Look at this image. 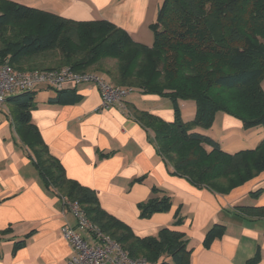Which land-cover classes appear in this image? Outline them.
I'll return each instance as SVG.
<instances>
[{
  "label": "trees",
  "instance_id": "16d2710c",
  "mask_svg": "<svg viewBox=\"0 0 264 264\" xmlns=\"http://www.w3.org/2000/svg\"><path fill=\"white\" fill-rule=\"evenodd\" d=\"M150 46L106 20L75 22L12 0H0V66L16 71H95L113 87L166 97L174 120L164 122L129 107L132 117L152 133L156 150L170 174L196 189L225 195L264 173V0H163L149 26ZM113 62V64H110ZM49 103L73 104L72 90H55ZM195 103V118L179 119L178 101ZM13 125L38 172L44 190L66 204H76L98 233L117 244L137 264H189L191 250L184 234L161 228L154 237L139 238L106 213L93 190L66 177L31 123L32 91L5 99ZM216 112L233 116L244 130L262 129L252 147L233 154L222 151L211 137L193 131L209 126ZM158 191V190H157ZM156 192V190H154ZM259 189L250 193L258 197ZM171 208L168 196L138 205L141 218ZM181 206L174 226L183 223ZM243 217L264 218V206L237 207ZM213 225L204 236L208 247L224 233ZM6 232H0L2 237ZM28 235L14 244L25 246ZM257 260V254L247 263Z\"/></svg>",
  "mask_w": 264,
  "mask_h": 264
},
{
  "label": "crops",
  "instance_id": "0c3cea01",
  "mask_svg": "<svg viewBox=\"0 0 264 264\" xmlns=\"http://www.w3.org/2000/svg\"><path fill=\"white\" fill-rule=\"evenodd\" d=\"M18 2L75 22L109 21L135 42L148 46L152 43L149 26L155 21L160 4L159 0ZM63 89L74 92L73 104L49 103L47 100L56 91L46 86L31 90L35 103L31 123L50 154L62 165L66 177L93 190L106 213L127 225L139 238L154 237L161 228L180 231L191 250L189 264H264V218L243 217L237 210L241 206H264V173L225 195L196 189L169 173L152 133L132 117L131 106L163 119V113L141 105L146 96L131 98L129 94L122 107L114 103L100 108V94L93 85L81 83L73 89ZM224 117L231 119L236 128L241 127L238 120ZM259 189L262 193L251 200L249 194ZM163 195L171 200L170 210L141 218L138 205ZM178 206L183 223L174 226ZM65 225L76 228L75 215L59 197L42 187L14 129L11 106L2 103L0 232L6 233L0 237V264H65L71 255L61 236ZM213 225L224 226V233L204 247L205 233ZM27 235L25 246L14 250V244ZM256 254L257 260L247 263Z\"/></svg>",
  "mask_w": 264,
  "mask_h": 264
},
{
  "label": "built area",
  "instance_id": "2783aa9c",
  "mask_svg": "<svg viewBox=\"0 0 264 264\" xmlns=\"http://www.w3.org/2000/svg\"><path fill=\"white\" fill-rule=\"evenodd\" d=\"M81 83L91 84L99 91L100 108H107L114 103L122 107L125 98L132 92L128 88L111 86L102 76L93 72H74L68 67L16 71L8 64H3L0 66V105L6 98L31 91L37 86L61 90L66 86L73 89ZM66 206L75 215L77 227L65 225L61 228V236L71 249L65 264H137L130 261L127 253L117 244L98 233L76 204L67 203Z\"/></svg>",
  "mask_w": 264,
  "mask_h": 264
},
{
  "label": "rangeland",
  "instance_id": "374dc122",
  "mask_svg": "<svg viewBox=\"0 0 264 264\" xmlns=\"http://www.w3.org/2000/svg\"><path fill=\"white\" fill-rule=\"evenodd\" d=\"M16 3H19L18 1L21 0H12ZM163 0H159L158 3H162ZM159 4V5H160ZM25 5V4H22ZM152 37V35H151ZM110 64H113V62H110ZM85 72H93L95 71H85ZM100 76H102L100 73H98ZM261 86L264 87V79L261 82ZM127 88V87H125ZM131 89V88H128ZM264 89V88H263ZM131 98H134L136 96H139L140 93L136 89H132ZM146 96L145 100H142L143 102L141 105H143L144 108H153L156 109V111H159L160 113H163V121L164 122H171L174 120V115L172 112V104L169 99L166 97H161L157 95L152 94H142ZM154 97H157L159 101H156ZM179 106V119L182 122H189L195 118V103L191 100L187 101H178ZM224 115H227L223 112H216L214 114V117L212 119L211 124L207 126H195L193 128V131L199 132L201 134L207 135L211 138H213L218 144L222 151L226 153H235L243 148H248L254 146L256 143H258L261 138L263 137V132L261 128H258L257 130H244L241 127L236 128L234 126V122L230 120H225ZM229 118H232L233 120H236L233 116L228 115ZM227 121V122H226ZM228 123V124H226ZM227 126V127H226ZM250 196V195H249ZM251 200L256 199L258 197H251Z\"/></svg>",
  "mask_w": 264,
  "mask_h": 264
}]
</instances>
